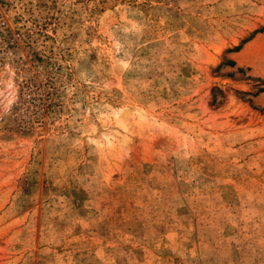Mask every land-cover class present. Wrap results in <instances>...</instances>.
Listing matches in <instances>:
<instances>
[{
  "label": "rangeland",
  "instance_id": "374dc122",
  "mask_svg": "<svg viewBox=\"0 0 264 264\" xmlns=\"http://www.w3.org/2000/svg\"><path fill=\"white\" fill-rule=\"evenodd\" d=\"M0 264H264V0H0Z\"/></svg>",
  "mask_w": 264,
  "mask_h": 264
},
{
  "label": "bare ground",
  "instance_id": "6f19581e",
  "mask_svg": "<svg viewBox=\"0 0 264 264\" xmlns=\"http://www.w3.org/2000/svg\"><path fill=\"white\" fill-rule=\"evenodd\" d=\"M138 117H139V115H138ZM142 117V116H141ZM140 118V117H139ZM116 119H118V116L116 117ZM141 121V120H140ZM125 129H126V127H125ZM118 141V140H117ZM124 144H126V142L124 141Z\"/></svg>",
  "mask_w": 264,
  "mask_h": 264
}]
</instances>
